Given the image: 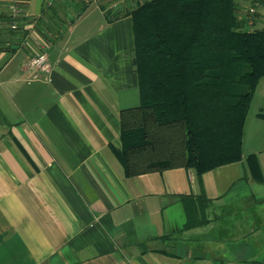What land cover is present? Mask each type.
Instances as JSON below:
<instances>
[{"label":"crops","instance_id":"1","mask_svg":"<svg viewBox=\"0 0 264 264\" xmlns=\"http://www.w3.org/2000/svg\"><path fill=\"white\" fill-rule=\"evenodd\" d=\"M142 1L0 0V264H264V84L238 159L126 175L114 151ZM243 23L264 29V0Z\"/></svg>","mask_w":264,"mask_h":264},{"label":"trees","instance_id":"2","mask_svg":"<svg viewBox=\"0 0 264 264\" xmlns=\"http://www.w3.org/2000/svg\"><path fill=\"white\" fill-rule=\"evenodd\" d=\"M237 6L143 0L130 11L140 104L121 112L114 149L126 175L177 164L201 174L239 158L242 124L264 75V29L244 27Z\"/></svg>","mask_w":264,"mask_h":264},{"label":"built area","instance_id":"3","mask_svg":"<svg viewBox=\"0 0 264 264\" xmlns=\"http://www.w3.org/2000/svg\"><path fill=\"white\" fill-rule=\"evenodd\" d=\"M259 0H254L251 5H249L246 8L245 15L243 17V20L247 26H252L255 19L256 14V6L258 5ZM14 13H17V7H14ZM11 26L14 28L16 27L15 20H12ZM29 65L32 68H36L39 71H49L50 69V63L47 59V55L45 52H37L35 54H32L28 61Z\"/></svg>","mask_w":264,"mask_h":264},{"label":"rangeland","instance_id":"4","mask_svg":"<svg viewBox=\"0 0 264 264\" xmlns=\"http://www.w3.org/2000/svg\"><path fill=\"white\" fill-rule=\"evenodd\" d=\"M246 1H250L251 2V0H246ZM261 84H264V75L259 80V85H261Z\"/></svg>","mask_w":264,"mask_h":264}]
</instances>
